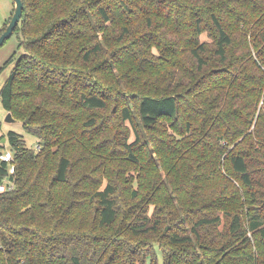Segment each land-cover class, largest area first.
<instances>
[{
    "label": "trees",
    "instance_id": "obj_1",
    "mask_svg": "<svg viewBox=\"0 0 264 264\" xmlns=\"http://www.w3.org/2000/svg\"><path fill=\"white\" fill-rule=\"evenodd\" d=\"M23 1L0 263L264 264V0Z\"/></svg>",
    "mask_w": 264,
    "mask_h": 264
},
{
    "label": "rangeland",
    "instance_id": "obj_2",
    "mask_svg": "<svg viewBox=\"0 0 264 264\" xmlns=\"http://www.w3.org/2000/svg\"><path fill=\"white\" fill-rule=\"evenodd\" d=\"M12 7H13V9H12ZM14 8H15V2H13V0H0V32L8 24L13 12H14ZM207 36H208V33L207 32L204 33L202 36L203 40L211 41V40H209V38ZM138 50H139V47L137 46L136 53ZM23 52H24V49L22 47H20V38L18 37L17 34H13L2 46H0V69L3 68L2 71L0 72V91H1V88L3 87L4 83L6 82L7 78L9 77L11 72L13 71V69L16 65L17 59L22 55ZM152 54L155 56L160 55V52H159L157 47L154 46L152 48ZM12 59H13V61H12ZM9 61H12V62L7 63ZM123 70H124V68H123ZM7 114H8V111L4 107L2 101L0 100V122L2 125V129L0 130V134H2V133L7 134L8 130L14 129L17 132L24 135V138L26 139L27 145L29 147L34 148L36 145L38 146V137L35 134L27 131L24 128L22 121L17 120L16 118L13 121L6 120ZM256 119H257V116H256L255 120ZM7 141H8L7 137H6V140L2 139V143L5 144V147L3 148V150H6L7 148H9V142H7ZM159 167H160L159 168L160 169L159 174H160L161 178H163V181H165L167 184H170V186H172L170 183V180H169L171 175L168 174V172L166 170H164L161 167V165H159ZM175 180H177V182H178L179 181L178 177H176ZM133 184H135V186H139V183L137 180H135L133 182ZM224 219L225 218L223 217L220 228H222L224 225ZM185 224H188V222H185ZM249 234L252 237V241L254 242L255 241L254 233L252 231H250ZM142 237H145V236H142ZM139 238H141V236H138L136 239H134V241H137ZM154 246L157 247L159 254L162 253L161 249H160L159 242H155ZM161 257L162 256L159 255L160 264H161Z\"/></svg>",
    "mask_w": 264,
    "mask_h": 264
},
{
    "label": "water",
    "instance_id": "obj_3",
    "mask_svg": "<svg viewBox=\"0 0 264 264\" xmlns=\"http://www.w3.org/2000/svg\"><path fill=\"white\" fill-rule=\"evenodd\" d=\"M14 2H15L14 12L5 30L0 34V46H2L14 34V31L22 18L23 9H24V1L14 0ZM6 120L8 121L15 120V117L13 116V113L11 111H8ZM3 140H6V137H3Z\"/></svg>",
    "mask_w": 264,
    "mask_h": 264
},
{
    "label": "built area",
    "instance_id": "obj_4",
    "mask_svg": "<svg viewBox=\"0 0 264 264\" xmlns=\"http://www.w3.org/2000/svg\"><path fill=\"white\" fill-rule=\"evenodd\" d=\"M39 146V145H38ZM0 157L4 160L10 162V172L15 173L16 167L14 163V155L13 152L9 149H6L4 152L0 153ZM16 187L15 180L8 176L1 184L0 191L12 190Z\"/></svg>",
    "mask_w": 264,
    "mask_h": 264
},
{
    "label": "crops",
    "instance_id": "obj_5",
    "mask_svg": "<svg viewBox=\"0 0 264 264\" xmlns=\"http://www.w3.org/2000/svg\"><path fill=\"white\" fill-rule=\"evenodd\" d=\"M13 2H14V0H13ZM12 9H13V7H12ZM8 149V148H7Z\"/></svg>",
    "mask_w": 264,
    "mask_h": 264
}]
</instances>
